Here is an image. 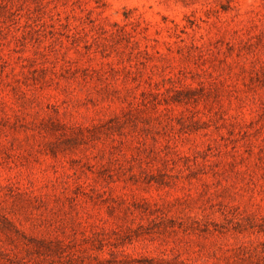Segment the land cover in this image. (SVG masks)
I'll use <instances>...</instances> for the list:
<instances>
[{
    "label": "rangeland",
    "instance_id": "rangeland-1",
    "mask_svg": "<svg viewBox=\"0 0 264 264\" xmlns=\"http://www.w3.org/2000/svg\"><path fill=\"white\" fill-rule=\"evenodd\" d=\"M0 264H264V0H0Z\"/></svg>",
    "mask_w": 264,
    "mask_h": 264
}]
</instances>
